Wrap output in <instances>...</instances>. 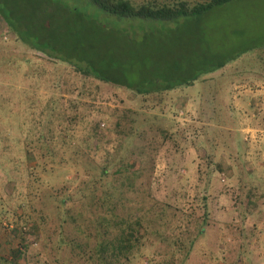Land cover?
<instances>
[{
    "label": "trees",
    "instance_id": "trees-1",
    "mask_svg": "<svg viewBox=\"0 0 264 264\" xmlns=\"http://www.w3.org/2000/svg\"><path fill=\"white\" fill-rule=\"evenodd\" d=\"M45 1L47 6L38 0L37 9L25 18L16 14L12 18V13L4 12H0V16L18 40L58 63L61 76L72 77L71 89L72 93L76 91V97L67 99L72 108L70 118H67L62 103L52 108L57 112L53 114L67 122L62 125V133L58 134L57 146L63 149V154H43L42 162L38 161L30 168L35 170L30 186L38 183L40 178L35 177V172L40 167V171L48 176V179L43 180L48 182L49 188H39L41 182L31 189L26 200L29 205L23 203L19 206L23 212L15 220V226H27V231H23L26 236L34 229L38 233L35 236L37 239L43 235L44 241L50 240V264H185L196 242L205 232L206 213L199 222L193 213L179 214L180 218L177 219V207L151 195L150 178L155 156L166 141L172 142L176 153L190 143L206 152L204 157L208 165L214 161L219 148H230L228 157L245 167L247 142L243 141L236 126L233 136L225 141L220 136L208 138V125L191 123L185 128L176 129L174 120L168 126H163L152 122L154 119L141 110H125L122 116H116L110 112L114 110L99 108L98 116L92 117L84 126L85 135L80 139L76 133L77 119L83 118L84 110L95 109L93 104L81 98L87 90L94 89V95L89 96L95 100L99 83L131 91L146 104L150 103L149 98L153 96L151 103L154 102V106L146 107L155 109L159 107L160 97L174 89L211 83L214 87L211 94H215L223 85L228 87L231 83L251 81L245 75L246 71L237 72L235 69L227 77L223 76L228 69L242 63L243 56L252 55L253 51L249 50L253 48L240 50L231 56L221 53L208 55L196 64L188 60L190 63L172 62L163 67L152 58L132 57L130 53L128 56L122 55L108 38L117 33L121 40L130 42L141 35L140 42L145 44L153 33L164 31L175 39L174 32L180 26L196 23L205 12L235 0ZM53 6L59 7L62 14L65 13L64 19L50 20L49 13H53L50 12ZM140 23L144 26L132 28ZM86 37H91L93 43L88 38L89 42L85 44ZM97 41L114 47L104 46L106 52H99L102 49L95 46ZM255 59L260 63L257 66L262 69L257 77L264 80V60ZM89 85L93 87L89 89ZM62 86L57 84L56 89ZM139 107L145 106L141 104ZM227 109L231 116L227 115L223 121H218L219 109L206 104L199 111L198 118L203 119L201 121H218V124L230 127L237 112L231 104H228ZM100 113L102 116H99ZM113 116L117 117L112 126L118 135L116 154L108 153L101 162L95 163L83 150L97 151L100 148L104 136V128L99 126L100 119L108 123ZM230 142L234 143V152ZM37 143L40 144L41 139ZM216 163L220 164L219 161ZM70 172L75 175L70 182L78 184L72 192H66L65 184L69 182L66 177ZM250 172L248 170L246 174ZM256 188L250 186L247 189V201H251ZM201 204L203 207L207 205L205 192L197 197L196 205ZM52 219L56 221V226L50 233L48 223ZM183 223H195V233L190 235L192 229H188L187 225L182 226ZM183 227H186L187 232H183ZM183 233L188 235L184 237ZM155 240L161 243L162 249L152 254L149 248ZM26 245L23 243L22 247L14 250L16 256L28 248ZM157 254H161V257L156 258ZM145 256L146 260L143 259ZM8 263L20 264L16 261Z\"/></svg>",
    "mask_w": 264,
    "mask_h": 264
},
{
    "label": "rangeland",
    "instance_id": "rangeland-1",
    "mask_svg": "<svg viewBox=\"0 0 264 264\" xmlns=\"http://www.w3.org/2000/svg\"><path fill=\"white\" fill-rule=\"evenodd\" d=\"M42 1L43 5H48L45 0ZM37 2L0 0V12L12 13V18L15 14L25 18L37 9ZM50 12H53L49 13L51 21L65 18V13L62 14L59 7L53 6ZM142 24L132 28L141 27ZM174 34L177 37L175 39L164 31L155 32L146 39L145 44L140 42L141 35L130 42L121 40L117 33L108 38L122 55L128 56L130 53L132 57L152 58L163 67L172 62L196 64L208 55L221 53L231 56L240 50L253 48L249 50L253 51L252 55L243 56L242 63L228 69L223 76L227 77L235 69L237 72L246 71L245 75L251 81L231 83L228 87L222 84L215 94H211L214 89L211 83L174 89L160 97L159 107L155 109L146 107L154 106L155 103H151L153 96L149 98L150 103L146 104L133 92L106 83L98 84L95 100H91L89 95L94 89L89 85L92 91L87 90L81 100L93 104L95 109L83 111V118L77 119L76 133L79 138L85 135L84 126L92 117L98 116L99 108L114 110L110 112L116 116H122L125 110H141L154 119L152 122L163 126H168L174 120L176 129L185 128L191 123L208 125V138L220 136L225 141L230 140L236 126L243 141L247 142L245 167L228 157L230 148H219L214 161L208 165L204 157L206 152L202 148L188 143L181 152L176 153L172 142L166 141L155 156L150 192L159 201L177 207V219L180 218L179 214L193 213L199 222L206 213L205 232L196 242L185 264H264V80L257 77L262 69L257 66L260 63L255 59L264 60V0L232 1L205 12L196 23L180 26ZM88 38L92 42V38ZM88 38H85V44L89 42ZM94 44L102 49L99 51L102 53L106 52L104 46H112L100 41ZM60 73L58 63L18 40L0 16V264H9L11 261L50 264V240L44 241L43 235L37 239L35 236L38 233L34 229L28 233L29 237L26 236L23 231H27V226L21 228L15 226L14 222L23 212L19 206L23 203L29 205L26 200L34 186L42 182L39 188H49L48 182L43 180L48 179V176L40 171V167L35 172V177L40 178L38 183L30 186L34 178L32 172L35 171L30 168L36 162H42L43 154H63L57 142L58 134L63 131L62 125L67 122L53 114L57 112L52 108L62 103L67 118H70L72 108L67 99L75 98L76 91L72 93V77L69 79ZM57 84L63 86L56 89ZM141 104L145 107L140 108ZM206 104L219 109L218 121L227 118V115L231 116L227 109L228 104H231L237 112L232 125L229 127L218 124V121H201L203 119L198 118L199 111ZM116 116L110 118L108 123L100 119L99 126L104 128L100 148L97 151L83 150L91 161L99 163L106 154H116L118 135L112 127ZM38 139H41L42 145L37 143ZM230 143L234 152V143ZM218 161L219 165L216 163ZM248 170L252 172L251 176V172L246 174ZM74 177L72 172L67 174L69 182L65 184L66 192L76 188L78 183L70 182ZM250 186L257 188L253 191L251 201H247V189ZM204 192L207 194V205L197 206V197ZM194 224L183 223L182 226L187 225L188 229H192V235L195 233ZM48 226L51 233L56 221L52 219ZM181 229L187 232L186 227ZM183 234L184 237L188 235ZM23 243L28 248L16 256L14 250L22 247ZM160 244L155 240L149 248L150 253H159L162 249ZM160 255L157 254L156 258H160ZM143 259L146 260V256Z\"/></svg>",
    "mask_w": 264,
    "mask_h": 264
}]
</instances>
